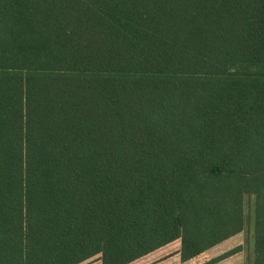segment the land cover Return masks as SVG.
Masks as SVG:
<instances>
[{
  "label": "trees",
  "instance_id": "obj_1",
  "mask_svg": "<svg viewBox=\"0 0 264 264\" xmlns=\"http://www.w3.org/2000/svg\"><path fill=\"white\" fill-rule=\"evenodd\" d=\"M249 195L264 264V0H0V264L186 262Z\"/></svg>",
  "mask_w": 264,
  "mask_h": 264
},
{
  "label": "rangeland",
  "instance_id": "obj_2",
  "mask_svg": "<svg viewBox=\"0 0 264 264\" xmlns=\"http://www.w3.org/2000/svg\"><path fill=\"white\" fill-rule=\"evenodd\" d=\"M255 204L256 196L249 195L244 199V220L243 230L218 246L208 250L189 261H180L177 257L181 249V240H176L169 245L155 251V253L143 257L135 264H255L256 261V239H255ZM231 254L220 261L214 259ZM215 262V263H214ZM82 264H101L98 258H93Z\"/></svg>",
  "mask_w": 264,
  "mask_h": 264
},
{
  "label": "crops",
  "instance_id": "obj_3",
  "mask_svg": "<svg viewBox=\"0 0 264 264\" xmlns=\"http://www.w3.org/2000/svg\"><path fill=\"white\" fill-rule=\"evenodd\" d=\"M168 245H169V244H168ZM162 248H163V247H162ZM162 248H161V249H162ZM158 250H159V249H158ZM156 251H157V250H156ZM153 253H155V251L152 252V253H150V254H148V255H151V254H153ZM148 255H146V256H144V257H147ZM177 257L179 258L180 261H182L181 258H180V254H179V253L177 254ZM142 258H143V257H142ZM142 258H140L139 260H141ZM139 260H137V261H139ZM137 261H136V262H137ZM136 262H134V263H132V264H135Z\"/></svg>",
  "mask_w": 264,
  "mask_h": 264
}]
</instances>
